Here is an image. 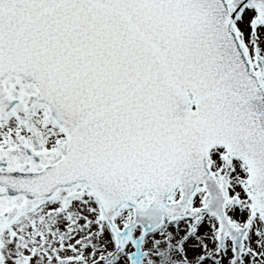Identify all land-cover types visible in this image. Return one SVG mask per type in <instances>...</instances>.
<instances>
[{"label":"snow or ice","instance_id":"obj_1","mask_svg":"<svg viewBox=\"0 0 264 264\" xmlns=\"http://www.w3.org/2000/svg\"><path fill=\"white\" fill-rule=\"evenodd\" d=\"M0 264H264V0H0Z\"/></svg>","mask_w":264,"mask_h":264}]
</instances>
